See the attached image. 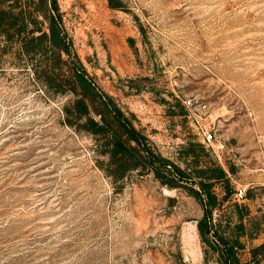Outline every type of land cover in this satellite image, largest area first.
<instances>
[{
	"label": "rangeland",
	"instance_id": "374dc122",
	"mask_svg": "<svg viewBox=\"0 0 264 264\" xmlns=\"http://www.w3.org/2000/svg\"><path fill=\"white\" fill-rule=\"evenodd\" d=\"M57 4L96 92L155 151L194 172L185 150L200 144L224 171L212 224L241 263L264 264V0ZM37 22L47 34L46 13ZM15 41L0 34V264H218L198 235L197 186L170 189L149 169L118 179L68 119L72 95L44 88Z\"/></svg>",
	"mask_w": 264,
	"mask_h": 264
},
{
	"label": "trees",
	"instance_id": "16d2710c",
	"mask_svg": "<svg viewBox=\"0 0 264 264\" xmlns=\"http://www.w3.org/2000/svg\"><path fill=\"white\" fill-rule=\"evenodd\" d=\"M40 11L46 13L47 34L38 27ZM0 34L5 38H16L19 53L41 68L42 76L37 81L44 88L56 95H72L65 112L68 119L82 123L83 129L98 139L104 153L111 158L118 179L131 171L140 173L142 169H149L163 186L170 189L183 184L196 185L197 191L193 194L198 197L204 213L197 224L202 243L216 256L218 264H243L237 258L236 246L221 236L212 224V214L218 207L212 190L216 183H227L224 171L206 160L208 154L200 144H189L185 150L195 171L180 170L154 150L107 96L96 92L97 88L79 66L62 24L57 0H0ZM78 90L84 94L78 95ZM86 100L90 101L91 110ZM92 103L102 111L92 110ZM94 114L99 117L98 123L92 120ZM68 125L75 124L68 122Z\"/></svg>",
	"mask_w": 264,
	"mask_h": 264
},
{
	"label": "built area",
	"instance_id": "2783aa9c",
	"mask_svg": "<svg viewBox=\"0 0 264 264\" xmlns=\"http://www.w3.org/2000/svg\"><path fill=\"white\" fill-rule=\"evenodd\" d=\"M184 105L186 106V108L190 109L193 108L192 102L190 100L183 102ZM213 141V134L211 131H202V144L204 146H209L211 145ZM241 196V194L239 195V197Z\"/></svg>",
	"mask_w": 264,
	"mask_h": 264
}]
</instances>
